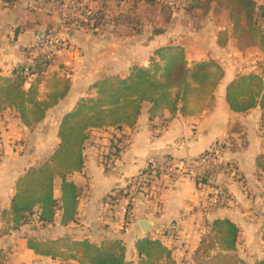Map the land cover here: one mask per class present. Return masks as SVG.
<instances>
[{
	"label": "crops",
	"instance_id": "crops-1",
	"mask_svg": "<svg viewBox=\"0 0 264 264\" xmlns=\"http://www.w3.org/2000/svg\"><path fill=\"white\" fill-rule=\"evenodd\" d=\"M56 1L0 0V73L10 75L14 69L24 68L25 87L33 85L42 99L68 85L65 94L34 128L22 123L14 110H0L2 264H78L36 254L28 246L29 235L43 240L69 236L93 242L118 238L124 241L130 260H137L136 241L151 235L172 250L178 263L192 264L207 225L217 218H228L239 227L237 248L241 258L245 259L243 251L249 252L250 261L245 260L250 264L264 258V182L257 166L259 155L264 154V111L260 105L235 111L226 99L227 86L238 75L256 72L264 77L258 69L264 61L261 47L256 44L240 50L232 37L228 13L214 3L206 11V20L199 24L179 16L175 5L167 25L162 20V10H158L152 17L141 13L139 26L117 18L119 23L123 21L119 26L110 21L95 29L71 30L70 48L39 70L37 58L30 55L29 49L49 27L58 24ZM77 1L83 7L95 8L101 0ZM257 2L264 4V0ZM222 31L227 32L228 39L220 44ZM170 43L185 48L191 69L202 60H213L222 66L224 75L214 92L213 107L173 115L165 109L151 123L150 104L145 102L136 125L123 130L129 135L127 149L109 169L101 159L116 131L111 127L93 130L84 148L83 169L70 175L80 190L77 220L63 225L58 212L49 225L29 222L4 233L7 226L1 218L2 211L10 209L18 179L50 156L58 145L63 114L72 110L80 98L95 92L91 86L96 81L113 75L126 76L135 65L147 67L154 51ZM216 147L222 149L224 160L234 163L236 176L213 174L197 181L169 169L174 162ZM157 162L168 166L159 176L152 175L145 189L148 193L132 194L134 182L150 163L155 166ZM219 185L230 198L224 204H211ZM120 191L122 194L113 198ZM55 196H61L59 179ZM127 207L129 215L124 213ZM141 219L151 221L147 232L139 225Z\"/></svg>",
	"mask_w": 264,
	"mask_h": 264
},
{
	"label": "trees",
	"instance_id": "trees-1",
	"mask_svg": "<svg viewBox=\"0 0 264 264\" xmlns=\"http://www.w3.org/2000/svg\"><path fill=\"white\" fill-rule=\"evenodd\" d=\"M202 1L190 0V6L198 7ZM204 1L206 11L210 10L212 3L229 11L232 37L240 50L258 44L264 51V4H258L257 0ZM95 18L100 24L96 14ZM227 39V32H220L219 43L223 44ZM50 60L40 57L35 62L40 70ZM223 75L222 66L213 60L198 62L191 69L185 48L170 43L154 51L147 67L135 65L126 76L113 75L96 81L91 86L95 92L80 98L74 108L61 117L58 126L60 141L51 155L31 166L18 179L11 207L1 214L7 226L3 232L17 230L29 222L49 225L58 212L61 224L75 222L80 190L70 175L83 169L84 148L93 130L111 127L116 131L108 145L109 151L103 154L105 167L109 169L106 162L111 156H121L127 149L129 135L123 130L136 125L145 102L150 104L151 123L156 117H161L165 109L173 115L178 111L186 114L191 109L212 108L214 92ZM26 78L24 68L14 69L10 75L0 73V110H14L22 123L34 128L44 120L47 110L65 94L68 85L63 91L42 99L33 85L25 87ZM226 99L235 111L256 105L264 111V77L256 72L238 75L227 86ZM167 166L166 162H157L155 166L150 163L142 172L145 176L139 188L148 193L145 189L150 185L152 175L159 176ZM257 166L260 175L264 173V154L259 155ZM56 179L60 180V198L55 196ZM121 194L122 191L113 198ZM207 226V232L194 252L192 264H246L238 253L240 229L234 221L217 218ZM27 243L38 255L65 262L74 260L78 264H188L178 263L172 256V250L160 238L151 235L136 241L137 260L127 258L126 245L118 238L93 242L69 236L43 240L29 235ZM254 264H264V258Z\"/></svg>",
	"mask_w": 264,
	"mask_h": 264
},
{
	"label": "built area",
	"instance_id": "built-area-1",
	"mask_svg": "<svg viewBox=\"0 0 264 264\" xmlns=\"http://www.w3.org/2000/svg\"><path fill=\"white\" fill-rule=\"evenodd\" d=\"M15 0H9L12 2ZM54 10L58 17V24L49 27L45 34L38 42L29 49L31 56L35 58L51 59L56 55L67 50L71 46L69 32L74 29H95L96 23L95 13L88 7H83L77 0H57L54 3ZM259 70L264 75V61L259 65ZM109 149L106 151V153ZM113 160L106 162L111 167L120 156H111ZM103 160V155L102 159ZM105 165V161L102 162ZM173 172L186 174L197 181H201L213 174H231L236 176L234 163L224 160L222 149L220 147L212 148L201 155L193 158L183 159L170 165ZM145 175H141L140 179L133 184L132 194L143 191L139 188L141 179ZM230 198V194L222 186H217L214 199L210 200L211 204H224ZM130 208L124 209V213L129 215ZM187 237L190 234H186Z\"/></svg>",
	"mask_w": 264,
	"mask_h": 264
},
{
	"label": "rangeland",
	"instance_id": "rangeland-1",
	"mask_svg": "<svg viewBox=\"0 0 264 264\" xmlns=\"http://www.w3.org/2000/svg\"><path fill=\"white\" fill-rule=\"evenodd\" d=\"M205 3L206 2L203 0L200 6L191 7L190 0H101L99 2V6H95V8L94 7L93 8L88 7V8L94 11L101 25L110 23V21L111 22L115 21L116 25L119 26L123 21L119 23L117 21L118 18L119 21L120 20H124V22L129 21L135 24L136 26H139L140 25L139 17L141 13L146 12L147 14H150L152 17L154 13L158 10H162L160 12L162 16V20L165 22L164 25H167L168 18L170 17V13L174 10L172 7L173 6L176 7L175 5H177L176 8H178L179 12L176 13H178L179 16H182V18L189 19L190 21L193 20L195 24H199L200 21L206 20ZM217 10L218 9L215 8V11ZM226 12L229 14L228 10H226ZM179 16H177V18H181ZM192 68L194 67L192 66ZM260 178L264 182V173L261 174ZM242 255L245 257V259L250 261L249 252L243 251ZM245 259H243V261L246 264H250V262L248 263Z\"/></svg>",
	"mask_w": 264,
	"mask_h": 264
},
{
	"label": "water",
	"instance_id": "water-1",
	"mask_svg": "<svg viewBox=\"0 0 264 264\" xmlns=\"http://www.w3.org/2000/svg\"><path fill=\"white\" fill-rule=\"evenodd\" d=\"M139 225L141 226V228L144 232H147L148 228L151 226V221L141 219L139 221Z\"/></svg>",
	"mask_w": 264,
	"mask_h": 264
}]
</instances>
